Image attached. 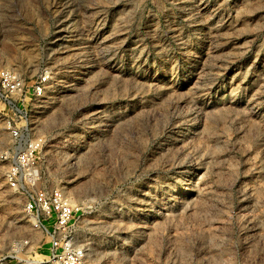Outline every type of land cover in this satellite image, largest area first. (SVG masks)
<instances>
[{"label": "rangeland", "instance_id": "1", "mask_svg": "<svg viewBox=\"0 0 264 264\" xmlns=\"http://www.w3.org/2000/svg\"><path fill=\"white\" fill-rule=\"evenodd\" d=\"M4 70L0 264H264V0H0ZM55 189L66 229L26 209Z\"/></svg>", "mask_w": 264, "mask_h": 264}, {"label": "built area", "instance_id": "2", "mask_svg": "<svg viewBox=\"0 0 264 264\" xmlns=\"http://www.w3.org/2000/svg\"><path fill=\"white\" fill-rule=\"evenodd\" d=\"M0 78L5 90V95L3 96L10 110L17 117L19 116V103L15 102L14 98L19 99V94L22 93L25 83L17 73L9 70L2 71ZM38 89L42 90L40 87ZM9 124L13 138L11 151L8 155L11 163L10 175H8L9 183L15 189H19L20 185H34L37 179L35 154L38 147H36L34 142H27L26 130H20L17 124ZM26 209L32 215L40 213L54 218L56 227L59 229L69 228L73 221L74 206L62 189H55L50 192L45 190L30 192ZM71 233L70 230H66V236L71 235ZM55 245L59 246V242H56ZM69 252L60 254L59 258L65 262H72L76 259L81 260L83 257V251L81 250L78 252L74 251V253Z\"/></svg>", "mask_w": 264, "mask_h": 264}, {"label": "bare ground", "instance_id": "3", "mask_svg": "<svg viewBox=\"0 0 264 264\" xmlns=\"http://www.w3.org/2000/svg\"><path fill=\"white\" fill-rule=\"evenodd\" d=\"M7 68H9V67H7Z\"/></svg>", "mask_w": 264, "mask_h": 264}]
</instances>
